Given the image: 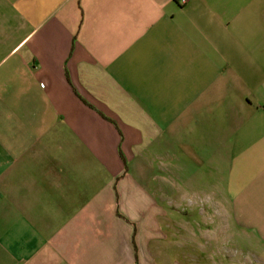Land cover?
I'll return each instance as SVG.
<instances>
[{
	"label": "crops",
	"instance_id": "1",
	"mask_svg": "<svg viewBox=\"0 0 264 264\" xmlns=\"http://www.w3.org/2000/svg\"><path fill=\"white\" fill-rule=\"evenodd\" d=\"M154 149L264 253V0H0V264H181Z\"/></svg>",
	"mask_w": 264,
	"mask_h": 264
},
{
	"label": "rangeland",
	"instance_id": "2",
	"mask_svg": "<svg viewBox=\"0 0 264 264\" xmlns=\"http://www.w3.org/2000/svg\"><path fill=\"white\" fill-rule=\"evenodd\" d=\"M153 151L158 161L155 164L158 175L153 184L158 188L161 185L168 188V196L165 195L163 200L190 226L184 237L177 240V244H168L169 259L177 260L181 264H264V253L251 241L241 242L237 239L214 237V224L208 222V208L202 213L196 209L199 197L177 195L176 176L171 172L167 175L161 171L160 157L157 156L160 155V150Z\"/></svg>",
	"mask_w": 264,
	"mask_h": 264
},
{
	"label": "built area",
	"instance_id": "3",
	"mask_svg": "<svg viewBox=\"0 0 264 264\" xmlns=\"http://www.w3.org/2000/svg\"><path fill=\"white\" fill-rule=\"evenodd\" d=\"M186 1H187V0H180V2L183 3V4H184Z\"/></svg>",
	"mask_w": 264,
	"mask_h": 264
}]
</instances>
